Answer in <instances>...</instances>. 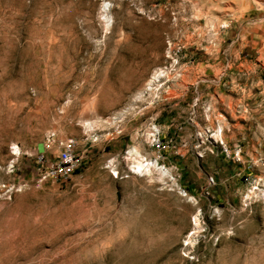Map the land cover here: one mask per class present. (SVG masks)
Here are the masks:
<instances>
[{"label": "rangeland", "instance_id": "374dc122", "mask_svg": "<svg viewBox=\"0 0 264 264\" xmlns=\"http://www.w3.org/2000/svg\"><path fill=\"white\" fill-rule=\"evenodd\" d=\"M0 264H264V0H0Z\"/></svg>", "mask_w": 264, "mask_h": 264}, {"label": "built area", "instance_id": "2783aa9c", "mask_svg": "<svg viewBox=\"0 0 264 264\" xmlns=\"http://www.w3.org/2000/svg\"><path fill=\"white\" fill-rule=\"evenodd\" d=\"M54 136V133H50L46 146L53 144L58 147L56 157L50 158L44 151L36 155L40 179L68 178L73 174L77 165L76 139L66 137L63 140H58ZM144 165H147L146 161H144Z\"/></svg>", "mask_w": 264, "mask_h": 264}, {"label": "bare ground", "instance_id": "6f19581e", "mask_svg": "<svg viewBox=\"0 0 264 264\" xmlns=\"http://www.w3.org/2000/svg\"><path fill=\"white\" fill-rule=\"evenodd\" d=\"M150 166V165H149ZM146 168L147 167V165H144L143 164V161H140V160H138V161H136L135 163H133V166H132V168H134V172H136L137 170H140V169H143V168ZM146 170V169H145ZM139 172V171H138Z\"/></svg>", "mask_w": 264, "mask_h": 264}]
</instances>
